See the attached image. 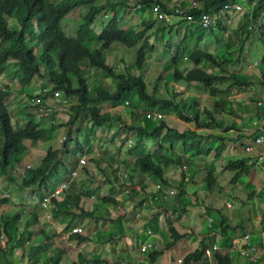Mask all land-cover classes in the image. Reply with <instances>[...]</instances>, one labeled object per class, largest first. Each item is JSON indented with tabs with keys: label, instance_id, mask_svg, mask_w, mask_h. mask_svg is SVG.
<instances>
[{
	"label": "rangeland",
	"instance_id": "1",
	"mask_svg": "<svg viewBox=\"0 0 264 264\" xmlns=\"http://www.w3.org/2000/svg\"><path fill=\"white\" fill-rule=\"evenodd\" d=\"M110 1L114 2L115 0ZM121 1L124 3L121 6H117V9H120L117 16L121 20V26L131 31V36L133 33L139 32L146 27L143 25V22L150 18L152 13L149 12L150 15L147 16L144 10L135 8L141 0ZM105 2L106 0H99L100 4ZM85 9L86 6H80L62 20L61 24L67 35H76L80 24L84 22L82 16L85 14ZM109 17L110 14L108 12L97 15L94 25L95 32H99L102 27L101 24L104 25ZM7 18L11 24L17 23L12 17L8 16ZM218 19L222 21L221 23L225 28L224 31L217 29L214 33L211 31L203 33L205 34V40L200 43V47L210 50L211 53L216 54L220 59L232 60L231 64H227V68L233 70L235 73H249L262 77L264 64H261V62L264 58V43L258 39V32L250 40H245V42L243 40L246 34H243L241 31V22L244 20L243 13H221ZM167 23L169 24L170 22ZM175 23L185 24L182 20ZM185 33L184 31L178 34L173 33L171 38H169L171 34L166 33V35H161L159 40L153 37L152 41L155 45L160 44L161 46H165L168 40L171 41L172 47H174L171 52L175 55L177 47ZM31 37L35 38L38 42L35 52L38 59L41 53L40 41L42 34L36 32ZM140 46L141 42L130 48L124 47L123 45L118 46L117 49L111 48L108 50L106 61L111 66L118 62L120 67L124 68L127 65L131 69L138 70L139 68L134 65V60ZM188 46L197 48L198 43L189 41ZM162 48L156 55L151 54L148 57L146 64H144L145 72L154 69H151L149 66L152 60L162 61L168 55L167 49L164 48L163 50ZM187 52H191V50L187 48ZM14 63L13 61H9L5 68L0 69V88L9 86L12 92L11 96L7 99V106L12 118L14 130H22L32 120L39 125V128H47L51 132L37 141H25V145L29 149L28 156L21 163H16V160H14L13 164L15 169L13 171H11L10 167L4 172L0 164V196L13 198L16 201L13 205L3 206L4 211L12 210L11 215L21 213L24 208L34 210L38 215L42 214L41 217L44 225L47 226L49 231L54 233L55 240L58 244L52 250L45 248L41 252L48 251L45 259H47L49 264H55V259L58 257L61 258L60 264H72L73 262H79L81 264L79 255L85 256L84 259L87 258L82 264H131L138 261L145 264H176L173 263L176 260L177 264H216L211 257L212 260L208 257V259H204L203 256L198 258V255H191L194 252L200 251L199 242L204 236L213 239V244L217 245H219L218 240H215V238L220 239L221 236H224L221 238V243L227 244L229 242L226 240L227 233L224 232L222 223H220L221 217L218 214L215 215L216 221H219L216 222L214 217L212 218L207 215V208L205 210L202 209L203 207L215 205L214 200L209 195L206 194L201 200L199 199L201 203L198 198L193 197L192 199L191 194H189L191 203H185L183 206L190 209V211H187V214H184L186 210L184 212L172 210V212L170 211L169 217L165 214L160 216L159 214L162 213V205L160 203L155 205L154 202L153 204L149 203L147 206L143 205L138 209V203L141 199L147 201L145 196L148 194L147 191L151 192V185L149 184L151 181L146 178L142 179L139 175L134 174L132 168L136 158L139 156L152 155L158 151H149V148L155 145V139L153 137L144 138L139 148L130 153V150L138 142V136H136L135 131L129 130L123 122H104L101 126H97L89 113H75L72 107L77 106L78 101L76 99L68 100L63 94L60 97L55 96L56 90H52L54 84L50 79L43 76L35 77L27 86H22L18 80L12 77L13 72L16 70ZM190 65L187 71L194 68L192 62ZM205 66L207 67V65ZM208 69L217 73L221 72L211 66ZM40 70L43 72L42 66H40ZM138 74L143 76L142 69ZM88 77L92 90L97 84L95 82L96 80H99L108 91L115 89V83L101 71L91 69ZM154 77L153 75L149 77L150 80L148 79V83L151 84L149 87L150 92L154 89ZM163 77L167 80H161L159 82V89L157 91L159 96H166L163 90L160 89L165 88V85L166 87H170V84L174 83V81H170L169 77L165 75ZM144 79H146V76ZM164 82L167 83L161 88L160 84ZM222 84L225 85L226 82ZM199 91L204 96L208 94V91L203 88ZM138 92L132 88V93H127L124 100L117 105L111 106L108 103L99 102L95 106L101 109V111H110L114 114H119L128 124L136 126L143 125L145 128L151 130L158 124V119L153 121V117H148L151 110L147 109L143 99L139 97ZM173 96V94H170V97ZM206 97L208 98H201L202 106L198 110L202 114V116L200 115V120H203L205 117L203 111L207 107V101L210 104L208 108H213L212 96L209 95ZM31 99L36 100V105H32ZM160 110L163 112L166 111L167 114L169 113L168 108L164 109V107H160ZM30 114L33 116L32 118ZM166 116L168 120L170 117L169 115H164L165 118ZM168 123H170L169 120ZM201 131L208 132L206 129H201ZM69 135L73 137L69 142V148L71 149L70 157L76 156V162L80 161L81 158H85L86 164L79 167L80 162L75 166L74 162H70L66 158H64L63 162L55 160L48 178H45L43 181H38L31 186H21L24 178L29 179L31 177L32 172L30 170H35L40 166L49 149L60 148L64 152L66 151L63 149V144L67 138L69 139ZM76 139L82 145L85 151L83 153L84 155L80 153ZM2 142L3 135L0 132V148ZM120 158L123 161H119ZM103 162L106 163L104 164ZM120 162L123 165H120ZM114 165L117 167L112 170L111 167ZM187 167L188 165H184L182 170H188ZM119 171H123L125 175H121ZM72 172H77V176L72 177ZM91 176H93L92 178L94 180ZM205 177V173H199L193 178L196 185L192 186L194 187L193 191L196 197L202 195L201 192H208L204 181ZM71 178L75 179L71 181ZM62 181L70 182V189L74 188L76 192L79 191L80 198L78 204L68 206V204L61 201L60 205L56 204L53 209L50 208L51 210L43 208L40 204L41 196L44 192H47L50 188L58 185ZM89 181L96 182L88 188L85 182ZM155 181H157V189L161 191L173 187V190L165 192L169 194L170 198L177 197L180 186L179 181H170L172 185L169 188L161 185L160 181ZM237 185H232L236 187V191L233 190L232 192L233 194L231 193L229 195L224 193L219 199L226 205L227 203H231L234 207L232 210L226 207L222 209L243 213L237 212L234 216L230 217H234L235 220L239 221L243 217L251 214L253 211V203L248 202V196L252 191L243 185L238 189ZM92 194H95V196H91ZM215 195H218V193H215ZM105 197L114 198L117 203L106 202ZM196 200L197 203L195 204L194 202ZM70 207L74 211L73 214L72 210H69ZM229 207L232 206L229 205ZM66 209L69 212H66ZM80 211L84 214H80ZM88 211H91L93 216H88ZM104 213L108 219H106V216L99 217ZM179 222L183 227L178 226ZM78 224L82 227V231L78 232L83 236L90 237L88 241L82 244H79L77 240L70 239L72 233H75L74 227ZM169 224L175 226L185 237L178 241L175 246L167 250L166 245L172 240ZM209 224L210 227H208ZM125 226L130 231L126 232ZM134 226L136 227L134 228ZM148 229L151 230V235H148ZM240 229L244 228L242 227ZM259 231H261V228L258 229ZM148 241L154 243L155 249L142 252V244ZM251 243L255 244L252 240ZM30 247H32V244ZM1 249L4 250L2 251ZM1 249L0 258L9 256L12 252L10 247L5 249L1 246ZM162 249L164 253L152 263L150 258L152 251H160ZM60 251H63V253ZM233 253L238 259L235 260L236 262L234 261L235 263L231 259L230 264H264V258L260 259V256L256 262H253L243 255H240L242 253L238 250H233ZM29 259L33 261L36 257L30 255ZM259 261L260 263H258Z\"/></svg>",
	"mask_w": 264,
	"mask_h": 264
},
{
	"label": "trees",
	"instance_id": "2",
	"mask_svg": "<svg viewBox=\"0 0 264 264\" xmlns=\"http://www.w3.org/2000/svg\"><path fill=\"white\" fill-rule=\"evenodd\" d=\"M196 1L199 3V6L187 10V13L199 20L201 15L207 11L219 15L226 0ZM155 2L162 3L164 9L169 10L168 5L163 0H141L142 7L148 8L152 15L149 20L143 22V25L146 26L143 30L135 32L130 36V33L122 28L117 16V6H121L124 3L121 0H115L114 2L106 0L103 4H100L99 0H0V69L5 68L9 61L15 62L16 70L13 72L12 77L18 80L22 86H27L35 77L43 76L50 79L54 84L52 90H56V92L60 90L68 100L76 99L78 105L72 107V110L75 113H89L97 126H101L104 122H123L125 127L131 131H135L136 136H138V142L130 150V153L139 148L144 138L153 137L155 140L157 139L159 150L152 155H143L136 158L132 170L134 174L139 175L142 179L153 177L154 180L160 181L161 185L169 188L171 185L165 178L167 168L176 167L182 170L184 165L193 162L191 161L192 158L205 159L209 155L210 149L205 148L204 144L210 138L214 141L215 139H219L222 142L226 140L225 137L219 134H204L198 130V127L203 125L212 126L213 128H219L227 132L230 129L237 128V124L236 122L227 124L226 115L221 116L215 114L206 108L204 109V120L200 121V114L197 113L200 102L197 100L188 104L187 99L183 98L181 93H178V96H180L179 101L176 100V95L173 98L159 97L157 95L159 82L161 80H167L163 76L169 77L170 81H174L175 83L188 85L200 84L208 88L213 98L214 107L220 110H226V97L234 90H242L257 84L264 85V72H262V77L249 73H235L233 70L227 68V64H231L232 60L220 59L216 54L209 52V50L197 47L188 56L194 68L188 73L182 74L178 70L177 65L187 52V38L185 37L178 45L171 63L163 64L159 74L154 77V89L150 92L149 87L151 84L145 81L144 77L138 73L141 72L145 64L147 52H152L155 49L154 45L150 43L153 34H146L148 30L154 28L157 22L156 19H158L152 9ZM263 5L264 0H260L256 10L257 14H259ZM80 6H86L85 14L82 16L84 22L80 24L75 36H69L64 31L61 22L68 14ZM106 12L110 14L109 19L104 25L101 24L102 27L99 32H95L94 25L97 15L101 13L106 14ZM8 16L15 19L17 23L11 24L7 18ZM221 22L220 19H217L216 26L217 29L224 31L225 28ZM161 23L163 24V22ZM193 24L198 25L197 23ZM248 26L249 20L248 15H246L241 22V31L243 34H246L243 41L250 40L258 32V39L264 43V31L248 30ZM165 28L166 26L164 25L158 26L155 28V32L162 33ZM196 30L201 33L208 31L215 32V30L203 29L199 25ZM36 32L42 34L40 41L41 53L38 59L35 53V47L38 46V42L35 38L31 37ZM140 42L141 46L138 52H136L134 60L135 67L139 68L138 71H133L127 65L124 68L120 67L118 62L111 66L106 61L108 50L111 47L123 45L124 47L130 48ZM167 44L172 47L171 42ZM261 64H264V58ZM40 66H42L43 72H41ZM209 66L215 67L221 72H211L208 69ZM91 69L101 71L107 75L115 83V89L108 91L99 80H96L95 82L97 84L92 90L88 77ZM224 82H226L225 85L222 84ZM132 88L136 92L139 91V97L143 99L148 110L154 111L158 107L179 108L184 119L194 121L196 127H187L182 131H178L176 128L168 126L163 118L158 117L159 124L150 130L143 125L136 126L128 124L119 114H114L110 111H101V109L95 106L99 102L108 103L111 106L117 105L124 100L127 93H132ZM11 94L12 92L9 86L3 89L0 88V132L3 135V142L0 148V164L4 172L10 167L11 171L15 169L13 164L14 160H16V163H21L28 156L29 149L25 145L26 140L37 141L51 132L50 129L39 128V125L31 120L33 117L31 114L29 124L22 130L15 131L6 104ZM92 104L94 105L91 106ZM260 106L256 103L255 109L262 110L264 108ZM230 110L233 111L232 109ZM192 112H195V116L192 118L184 115ZM230 113H227V115H230ZM162 132L163 134H161ZM255 133H252L248 138L245 137L244 139V136L239 135L235 140L240 139L241 141L243 139L241 145L243 148H247L248 141L251 139V136H255ZM160 134L161 137L158 140ZM72 139L73 137L69 135V139L67 138L64 141L63 149L66 150L65 152L60 148L49 149L40 166L35 170H30L32 172L31 177L29 179L24 178L21 186H31L38 181H43L45 178H48L55 160L63 162L64 158H66V160L74 162L75 166H77L79 161L76 162L74 158L70 157L71 149L69 148V142ZM76 140L77 146L80 148V153L84 155L83 153L85 151L82 145L78 139ZM178 144L182 146V153L188 155V157H183V155L180 156L175 153L174 149ZM220 149L216 156H219L222 152V147ZM260 155L261 153L256 151L251 155V162L248 159V162L245 160H232L227 163L224 170L232 174L231 183L233 186L237 185L242 177L251 174L255 161L260 158ZM204 181L208 191L213 190V187L217 185V179L214 173L208 169ZM181 196L179 193V197ZM79 198L80 196L74 188L70 189L69 187L64 203L68 204V206H75L78 204ZM7 200L6 197L0 198V205L7 202ZM105 201L117 203L114 198L105 197ZM186 202L191 203L189 200H186ZM194 203H197V200ZM177 210L179 211V209ZM79 213L84 214L82 211ZM34 217L36 218L37 216L34 214ZM18 219V214L0 216V235L6 237L7 245L11 249L19 247L25 239L30 241L33 236H29L27 229L21 233L19 232V228L17 227ZM238 228L236 227L234 229L237 230ZM169 229L172 240L167 243V250L175 246L178 241L185 237L172 224L169 226ZM229 229L233 230L231 225H227L223 230L226 231ZM40 235L43 242L40 244L33 243L31 254L37 255L39 250H44L47 246L51 250L54 248L55 244L50 243L52 238L47 232L42 229ZM70 239L77 240L79 244H82L88 241L90 237L75 232L72 233ZM14 242L15 245H12ZM213 243V239L204 236L199 242L200 251L194 252L195 254L193 253L191 255H198V258L203 256L204 259H208L204 255V251L211 247ZM60 252L63 253V251ZM163 253V249L160 251L153 250L150 254L151 262H155ZM84 257L79 255L81 264L87 259H84ZM60 259V257L55 259V264H60ZM213 260L216 264L231 263L230 255L221 254L219 251H214ZM45 264H49V262H45ZM72 264L80 263L73 262ZM131 264L145 263L138 261Z\"/></svg>",
	"mask_w": 264,
	"mask_h": 264
},
{
	"label": "crops",
	"instance_id": "3",
	"mask_svg": "<svg viewBox=\"0 0 264 264\" xmlns=\"http://www.w3.org/2000/svg\"><path fill=\"white\" fill-rule=\"evenodd\" d=\"M246 2L250 1V0H244ZM164 3L171 5V3H174L175 0H163ZM141 10H144L145 13L147 14V16H149V12L150 10L148 8L145 7H141ZM119 10L117 11V15L119 14ZM151 16V15H150ZM119 18V17H118ZM151 18V17H150ZM150 18H148L147 20H149ZM120 20V18H119ZM145 20V21H147ZM156 25L154 26V28L150 29L147 34H150L152 36L150 43L154 45V48L152 50V52H149V54L146 55V61L148 59V57L153 54L156 55V53H159V50L164 46H161L160 44L155 45L153 40V37L157 40L160 39L161 35H166V33L171 34L169 38H171L172 34H178L182 31L186 32L184 37L182 38V40L186 37L187 38V46L189 41H193L194 43H198L197 47H200V43H202L205 40V34L198 32L196 30L197 26L196 24H188L185 22V24L181 25V23H175V22H180L181 20H173L172 22L170 21V23L168 24L167 22L164 21H160L158 19H156ZM144 21V22H145ZM121 22V20H120ZM163 22V24L161 23ZM166 26V28L164 29V31L162 33H156L155 32V28H157L158 26ZM123 29L127 30L129 33L131 31H129L128 29H126V27H122ZM152 31V32H151ZM203 34V35H202ZM169 36V35H168ZM168 38V39H169ZM189 38V39H188ZM171 41H167V43H169ZM166 43V44H167ZM164 44V43H163ZM118 46L121 45H116L113 46L111 48H116ZM110 48V49H111ZM164 48L167 49V56L164 58V60H152L151 63H149L150 68H154L153 70H150L149 72H145L144 71V66L142 67V74L143 77L146 76L145 81L148 82L149 77L151 76H156L159 74L160 69H162V65L163 64H170L174 55L172 54L171 50L174 49V47L172 48L171 46H169L168 44L165 45L162 49L164 50ZM202 48V47H201ZM170 49V50H169ZM188 49L192 50L195 49L191 48L190 46H188ZM210 52V50H209ZM190 52H186L181 61L178 63L177 68L178 70L182 73V74H186L189 71H187L189 69V67L191 66L190 63L191 61L189 60L188 56H189ZM188 60V61H187ZM145 61V64H146ZM132 70H134L132 68ZM134 71H138V70H134ZM187 71V72H186ZM211 71V70H210ZM186 72V73H185ZM211 72H215V71H211ZM165 83H161L160 86L161 88H163V86L165 85ZM205 89L208 91V94H206L205 96L203 94L200 93V89ZM163 93L166 96H159V94H157L159 97H164V98H173L175 95L176 100L179 101V94H182V97L187 99L188 104H190L191 102L194 101H199L200 105L197 108V113H199L201 116L202 114L200 113V111H198L200 108V106H202L201 103V98H208L206 96H209V89L205 88L204 86L200 85V84H182V83H172L170 84V87H166L163 89ZM170 94H173V97H170ZM211 96V95H210ZM264 97V85H260L257 84L255 86H253L252 88H245L242 90H234L229 96L226 97V101L227 104L225 105L226 110H220L218 108L214 107V103H213V108H210L211 111H213L215 114L221 115V116H225L226 115V123H232V122H236L237 124V128H233L230 129L227 132H224L222 130H220L219 128H213L212 126H200L198 127V130L200 132L201 129H206L208 130L207 133H215V134H219L223 137H225V141L222 142L219 139H215V141L210 138L207 141H205V148H209L210 149V153L207 157H205V159L202 158H192L191 161H193L192 163L189 162L188 167L186 171L181 170L179 168L176 167H169L166 170V175L165 178L166 180L169 182L170 185H172L170 183L174 182V181H179V185H180V189L178 192L177 197L175 198H170L169 194H167L166 192L169 190H173V187H171L170 189L167 190H159L157 189V181H155L152 177H146V179H149L151 182H149V184L151 185V192L147 191L148 194L147 196H145V199H147V201H143V199L140 200L139 207L138 209L145 205L147 206L149 203L153 202L155 203V205H157V203H160L162 205V213L159 214L161 215H167L168 217L170 216V213L172 212V210H176L178 212L177 209H179V211L184 212V210L190 211L189 208L187 207H183L186 202V200L190 201V198L193 197L194 198H198V200L204 197V195H209V197L211 199L214 200L215 205L213 206H209V207H203L202 209L205 210V208H207L206 210H208V216L209 217H214L215 219V215H219L221 217V221L220 223H222V228L224 229L225 227H227V225H231L232 229L229 230H224V232L227 233L226 236V240L229 241L226 243H221L222 241V237L221 236L220 239L215 238V240H218V246L220 247L218 250L215 251H219L220 253H224V254H229L231 256L232 262L235 263L238 259V257H236V255L233 253V249L231 244V241L233 240V238H235L236 236L241 235V233L244 232H250L251 235V240L253 242H255V245L257 247V251L259 252V256L260 259L264 258V238L261 235L262 230H264V222H263V217H264V160L260 161L259 159L257 161H255V165L252 169V172L249 176H245L242 177L241 181L238 183L237 187L238 189L240 188L241 185H243L244 187L250 189L252 192L250 193V195L248 196L250 203H253V211L251 212L250 215H247L245 217H243L241 220H235L234 217L230 218L231 216H234L235 213H242L240 211H229V210H224L222 209L223 207H226L227 209H233V205L231 203H227V205L225 203H223V201L221 199H219V197H221L222 195H224V193L226 194H231L233 192V190L236 191V187H233L231 185L232 182V174L230 172H227L224 170L225 166L227 165V163H229L232 160H245L246 162H248L247 160L249 159L251 162V155L252 153L258 151L261 153L264 151L263 147H260L258 145L252 144L253 139L255 138V136H264V113H263V109H259L256 110V103H258V101ZM186 104V105H188ZM209 102H206V109H209ZM264 107V103L260 106V107ZM164 109H167L164 107ZM230 109H232L233 111H231ZM168 111L169 113L167 114L166 111H161L160 107L156 108V111H151V114H153V121L157 120L158 117L156 116L157 113H161V118H163L166 123L168 124V126L176 128L178 131H182L183 129H186L187 127H191V128H195V124L194 121H190V120H186L184 119L183 115L180 113V109L179 108H174V107H168ZM204 112V111H203ZM230 113V115H227V113ZM164 115H169V122L167 120V116L166 118L164 117ZM187 115L188 117L192 118L195 116V112L189 113V114H184ZM205 116V115H204ZM201 118V117H200ZM204 120V119H203ZM200 120V121H203ZM158 124H159V119H158ZM157 124V125H158ZM255 133V136H251V139L248 141V146H253V150L251 152H246V148H243V146L241 145V141H243V139L246 137L248 138V136H250L252 133ZM204 134H206L205 132H202ZM163 134V132L161 133ZM160 136L158 137L160 140ZM239 135L244 136L243 139L240 141V139L235 140ZM154 146H151L149 148L150 152H155L159 147V144L157 142V139L154 142ZM246 146V147H248ZM222 147V152L220 153L219 156H216L218 153V150ZM221 150V149H220ZM175 153L182 156L183 157H188V155H185L184 153H182V146L180 144L176 145L175 149H174ZM260 155V156H261ZM72 158H76V156H72ZM119 161H123L122 158L119 159ZM253 162V161H252ZM104 164L106 162H103ZM120 165H123L122 162H120ZM29 166V165H28ZM27 166V168H28ZM117 166L114 165L111 167V169H115ZM207 169L212 171L214 173L215 178L217 179V185L213 187V190L208 191V192H201L202 195L197 196L196 194H194V187L192 185H196L194 182V177L196 175H198L199 173H205V175L207 174ZM119 173H121V175H125L123 173V171H119ZM93 176H91L92 178ZM223 178V179H222ZM93 179V178H92ZM74 180V179H73ZM94 180V179H93ZM96 181L94 182H85L87 184V187L89 188L90 186H93L95 184ZM242 182V184H240ZM159 186V185H158ZM232 186V188H231ZM51 189V188H50ZM166 191V192H165ZM192 191V192H190ZM77 193L79 194V191H77ZM179 193L182 195L181 197H179ZM193 193V194H192ZM215 193H218V195H215ZM189 194H191V197L189 196ZM233 194V193H232ZM91 196H95V194H92ZM190 197V198H189ZM0 198H2V196H0ZM7 202L3 203L0 205V216L2 215H11V211H4L3 206L4 205H13L16 203V201L13 198H7ZM140 199V198H139ZM199 200V201H200ZM201 202V201H200ZM64 203V202H63ZM202 203V202H201ZM60 205L61 201H57L54 203V205L50 208H54V206ZM196 204V203H195ZM229 205H231L232 207H229ZM202 206V205H201ZM49 208V210H51ZM181 208V209H180ZM192 209H194L193 207H191ZM135 209V210H138ZM69 210H72V214L74 213L73 209L70 207ZM171 211V212H170ZM66 212H69L66 209ZM200 212V210H199ZM34 214L37 216L36 218L34 217ZM200 214V213H199ZM243 214V213H242ZM19 215V219L17 222V227L19 228V232L21 233L22 231H24L25 229L28 230L29 236H32L30 241H28V239H25V243L23 242L21 245H19V247H14L12 249V252L10 253L9 256H4L2 258H0V264H45V262H47V259H45V257H47V253L48 251H44L43 253H41L43 250H39V252L37 253V255L31 254V249L32 247H30L31 244L33 243H42L43 239L41 238L40 232L43 229L45 232L48 233L49 236H51V240L50 243H54V248L57 247V242L55 240V236L54 233L49 231V229L47 228V226L44 225V221L42 220L41 215L42 214H37L34 212V210L32 209H23L21 213L18 214ZM206 215V217H207ZM88 216H93V214L91 213V211H88ZM106 219H108L107 215H105V213L103 215H100L99 217H105ZM86 217V216H84ZM115 221V220H114ZM129 222L131 224H133L130 220ZM219 222V221H216ZM134 225V224H133ZM171 225V224H169ZM178 226L183 227V225L179 222ZM136 226H134L135 228ZM239 227L237 230H235L234 228ZM244 228V229H240V228ZM125 231L128 232L130 231L129 229H127V227L125 226ZM178 228V227H177ZM261 228V231L258 232V229ZM179 229V228H178ZM133 230V229H132ZM4 242V244H3ZM258 243V244H257ZM15 245V242L12 244ZM1 246H3L5 249L8 248L7 245V239L4 235H0V249ZM48 248V246H47ZM2 251L4 249H1ZM51 250V249H50ZM23 252H25L23 254ZM1 253V252H0ZM213 253L212 252V256L211 258L213 259ZM221 253V254H222ZM40 254V255H39ZM240 254V253H239ZM30 255H33L34 257H36V259H34L33 261H31L29 259ZM242 255V254H240ZM44 256V258L42 259V257ZM209 257V259H211ZM211 259V260H212ZM172 260V258H171ZM235 261V262H234ZM173 263L177 264V260L173 261ZM260 263V261L258 262Z\"/></svg>",
	"mask_w": 264,
	"mask_h": 264
},
{
	"label": "built area",
	"instance_id": "4",
	"mask_svg": "<svg viewBox=\"0 0 264 264\" xmlns=\"http://www.w3.org/2000/svg\"><path fill=\"white\" fill-rule=\"evenodd\" d=\"M258 2L260 0H250L248 2L244 0H226L223 4V8L220 11L219 15H216L211 12H204L199 20L194 18L191 14L187 13V10L198 7L199 3L196 0H175L174 3L171 5H168L169 10H165L164 6L160 2H155L152 6V9L155 13V15L160 20H164L165 22H172L174 19L182 20L188 24L197 23L201 28L206 30H217L216 26V19L219 18L221 13L224 14H238L243 13V17L248 15L249 20V26L248 30H257V31H264V5L259 12V14L256 13ZM141 6V4H140ZM56 96H60V92L56 93ZM32 103L35 105L37 102L36 100L32 99ZM264 103V97H262L258 104L262 105ZM157 117H161V113L156 114ZM148 117H154L153 114L149 113ZM252 144L258 145L260 147H263L264 149V136L260 135L253 139ZM253 150V146H248L246 148V152H251ZM260 161L264 160V151L262 152V155L259 158ZM79 166H83L86 164L85 158L80 159ZM72 177L77 176V172L71 173ZM69 183L66 181L61 182L57 187H55L52 192L43 197L41 204L43 206H48L51 203L52 198H57L61 194H65V191L68 189ZM210 227V224L208 225ZM74 231H82V227L78 224L74 227ZM148 235H151V230L148 229ZM262 237L264 238V230L261 232ZM233 250H238L242 253L244 257L247 259L256 262L259 258L257 247L251 243V235L250 233H241V235L236 236L231 241V244ZM220 247L217 244H213L211 247L207 248L204 251V255L206 257H211L212 252L215 250H218ZM151 249H155L154 243L152 242H144L141 246L142 252L148 251Z\"/></svg>",
	"mask_w": 264,
	"mask_h": 264
},
{
	"label": "clouds",
	"instance_id": "5",
	"mask_svg": "<svg viewBox=\"0 0 264 264\" xmlns=\"http://www.w3.org/2000/svg\"><path fill=\"white\" fill-rule=\"evenodd\" d=\"M140 4H141V6H140ZM143 6V4L142 3H140L139 2V4H138V6H136L135 8H141ZM36 48L37 47H35V52H36ZM3 89V88H2ZM42 91H45V90H42ZM58 92V91H57ZM56 92V93H57ZM61 94H62V92H60V96H61ZM55 96H56V94H55ZM59 96V97H60ZM32 100V99H31ZM6 104H7V101H6ZM32 105H34V104H32ZM36 105V104H35ZM8 107V106H7ZM82 157V156H81ZM80 167V166H79ZM73 179H75V178H71V181L73 180ZM63 182V181H62ZM66 182H68V181H66ZM61 183V182H60ZM59 183V184H60ZM69 183V187H70V182H68ZM58 184V185H59ZM58 185H56V186H54V187H52L51 189H49L47 192H44V194L41 196V198H40V204H41V201H42V199H43V197H45V196H47V195H49L51 192H52V190L55 188V187H57ZM68 187V188H69ZM68 190V189H67ZM67 190L65 191V194H61L60 196H58L57 198H52V200H51V203L48 205V206H43L42 204H41V206L43 207V208H45V209H49L50 207H52L53 205H54V203L55 202H57V201H63L64 202V200H65V198H66V195H67ZM3 197V196H2ZM6 198H8V197H6Z\"/></svg>",
	"mask_w": 264,
	"mask_h": 264
}]
</instances>
